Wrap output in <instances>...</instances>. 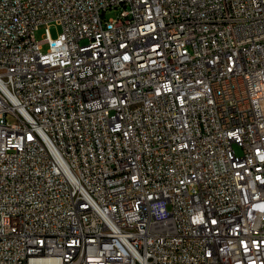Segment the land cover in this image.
Wrapping results in <instances>:
<instances>
[{"label":"built area","instance_id":"2783aa9c","mask_svg":"<svg viewBox=\"0 0 264 264\" xmlns=\"http://www.w3.org/2000/svg\"><path fill=\"white\" fill-rule=\"evenodd\" d=\"M0 264H264V0H0Z\"/></svg>","mask_w":264,"mask_h":264},{"label":"bare ground","instance_id":"6f19581e","mask_svg":"<svg viewBox=\"0 0 264 264\" xmlns=\"http://www.w3.org/2000/svg\"><path fill=\"white\" fill-rule=\"evenodd\" d=\"M123 37H130V27H123ZM150 61H157V53H150ZM159 62H168V53H160ZM78 206L93 208V201H89V197H79Z\"/></svg>","mask_w":264,"mask_h":264},{"label":"rangeland","instance_id":"374dc122","mask_svg":"<svg viewBox=\"0 0 264 264\" xmlns=\"http://www.w3.org/2000/svg\"><path fill=\"white\" fill-rule=\"evenodd\" d=\"M118 13H119V8L109 9L106 12V16L107 17L116 16ZM49 29H50L51 35L55 37V36L58 35L59 31L61 30V27H60V25H58V24L55 23V24H52ZM44 32H45V26H42L37 31L36 35H37V38L39 40H42L43 39ZM43 46H44V49H46L48 47L47 43H44ZM235 147H236L237 152L240 153L241 152V148L238 145H235Z\"/></svg>","mask_w":264,"mask_h":264}]
</instances>
